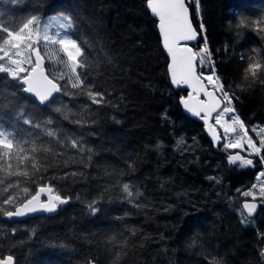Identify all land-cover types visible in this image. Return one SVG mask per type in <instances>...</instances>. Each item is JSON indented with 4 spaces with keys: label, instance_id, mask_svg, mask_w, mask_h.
<instances>
[{
    "label": "trees",
    "instance_id": "obj_1",
    "mask_svg": "<svg viewBox=\"0 0 264 264\" xmlns=\"http://www.w3.org/2000/svg\"><path fill=\"white\" fill-rule=\"evenodd\" d=\"M189 9L201 35L194 51L209 50L198 74L214 70L244 132L263 146L264 73L246 68L264 61V0H193ZM52 15L71 19L76 63L29 34L31 21ZM10 34L31 38L59 93L39 103L0 73V259L264 264V205L248 218L241 200L250 197L236 193L255 170L229 163L182 111L186 90L171 87L147 0H0V49ZM41 187L68 203L53 216L6 219Z\"/></svg>",
    "mask_w": 264,
    "mask_h": 264
},
{
    "label": "water",
    "instance_id": "obj_2",
    "mask_svg": "<svg viewBox=\"0 0 264 264\" xmlns=\"http://www.w3.org/2000/svg\"><path fill=\"white\" fill-rule=\"evenodd\" d=\"M185 4L188 7L186 0ZM147 9L150 15L157 21L161 45L169 60L168 76L171 87L174 89L180 87L187 90L186 95L182 98L187 99L190 107L206 109V111L200 112L199 115L193 114L185 108L181 103L182 98H180L179 104L181 105L184 114L199 121L203 125V131L211 142L213 149L215 151L220 150L222 137L219 130L213 125V118L223 109L224 100L221 99L215 89L209 88L197 73L198 59L194 52V47L199 43L200 34L194 26L190 9L189 19L193 29L197 32V38L192 41L181 42L190 48V50L181 53L186 61L185 70L189 74V78L185 82H180L178 80L176 75V64L173 56L169 54V49L167 47L168 39L176 30L174 20L179 11V0H147ZM33 57L35 63L33 68L26 76L18 81V85L23 87V93L25 95L38 100L40 103L49 102L54 95L59 93V86L47 75L45 62L41 54L35 53ZM198 80L200 83H197ZM205 88L207 89V92H211L213 95H207V93L203 91ZM41 97L46 98L41 99ZM225 154L228 159L234 156L249 159L244 157L240 152H226ZM61 203H68V201H64L61 197L55 195L51 188L41 187L37 190L34 196L16 207L14 211L7 213L5 217L8 220H15L40 215L53 216L56 214L58 205ZM245 203H255L257 205L256 210L252 214H249L248 210L244 208ZM261 205L262 204H258L253 200L246 199L242 201L241 208L248 218H252L256 216ZM0 261H5V264H15V259L12 256H6L5 258L0 259Z\"/></svg>",
    "mask_w": 264,
    "mask_h": 264
},
{
    "label": "rangeland",
    "instance_id": "obj_3",
    "mask_svg": "<svg viewBox=\"0 0 264 264\" xmlns=\"http://www.w3.org/2000/svg\"><path fill=\"white\" fill-rule=\"evenodd\" d=\"M188 4L191 5L192 0H188ZM31 24V29L33 32L30 30L29 34H32V37H41L39 38L41 43H52L53 45L58 44L59 46L65 48L68 53L71 52L75 54L77 51H79V55L81 54V51L70 36L72 22L69 17L64 15H52L38 19L37 21L33 20L31 21ZM9 36L11 38H8L4 44V48L0 49V69H3L0 70V73H5L12 79L18 81L27 75L29 73L28 71H30L32 66H34L33 62V64L30 65V69H28V62L33 59V54L38 52V48L33 47L31 38L27 39L25 36L14 34H10ZM19 68H23L27 72H20L17 77H12L9 70L18 71ZM201 78H203V75ZM205 82L210 88H213V86L208 84L206 80ZM215 90L225 102L223 110L213 118V124L217 126L223 140L221 146L222 151L242 152L250 158H257L262 165L261 168L264 167V159L261 160L260 158V156L262 157L263 150H261L259 155L256 153L257 148H264V129L261 127V130H258L259 134H262V137H259V140L263 141V146L260 147L255 145L249 135L244 132V129L237 120L232 107L226 103L228 97L226 96V99L223 97L224 94L222 93V89L216 88ZM236 121H238V123H236ZM240 127L242 128L243 133L240 131ZM1 143L8 144V142L2 138ZM228 145L238 146L228 147ZM261 172L262 171L257 174L254 181L256 182L254 185L257 186L256 191L253 189V193L255 194L254 196L260 194V188L264 186V177L260 176ZM245 191L246 189H244L243 193ZM249 197L254 198L253 196Z\"/></svg>",
    "mask_w": 264,
    "mask_h": 264
},
{
    "label": "snow or ice",
    "instance_id": "obj_4",
    "mask_svg": "<svg viewBox=\"0 0 264 264\" xmlns=\"http://www.w3.org/2000/svg\"><path fill=\"white\" fill-rule=\"evenodd\" d=\"M176 30L173 32V34L168 39L167 47L169 49V54L173 56V59L176 64L177 68V78L180 82H185L189 78L188 72L185 70V58L181 55L186 50H190L189 47L182 44L183 41H192L197 38V32L193 29L192 24L189 19V8L185 4V0H179V11L175 17L174 20ZM264 30V29H262ZM208 48L205 46L200 50L201 55L197 57L199 58V63L201 65L206 64L209 62L208 60ZM70 59L76 63L77 57L79 56V51H77L75 54L69 52L68 53ZM3 70V69H0ZM26 71L23 68H19L18 71L9 70L12 77H17L20 72ZM258 73H264V61H259L254 58L250 59L248 62V67L246 68V76L251 75L253 78H256ZM27 79V78H26ZM203 80L207 81L208 84H211L214 89L216 88H223V84L220 82L219 77L215 76V72L213 70L212 74L204 75L203 74ZM197 83H200L198 80ZM204 92L207 93V95L212 96L213 93L207 92V89H203ZM46 97H41V99H45ZM231 98V97H230ZM190 99V98H189ZM181 103L185 106V108L192 112L193 114L199 115L200 112L206 111L204 108L197 109L196 107H190L187 99L181 100ZM214 110V109H213ZM238 145H228V147H237ZM261 152L260 148L256 149L257 155H259ZM237 161H240L241 167L244 166H251L253 164V160L251 159H245L241 158L240 156H234L229 158V163H236ZM261 177H264V172L260 173ZM209 179H212L211 177ZM255 187V185H253ZM245 196H253V192H244ZM260 195L264 196V186L260 188ZM257 205L255 203H245L244 208L248 210L249 214H252L256 210ZM0 264H5V261H0Z\"/></svg>",
    "mask_w": 264,
    "mask_h": 264
},
{
    "label": "flooded vegetation",
    "instance_id": "obj_5",
    "mask_svg": "<svg viewBox=\"0 0 264 264\" xmlns=\"http://www.w3.org/2000/svg\"><path fill=\"white\" fill-rule=\"evenodd\" d=\"M262 154H263V152H264V148H262ZM241 154L244 156V157H247V158H249L250 159V157H248V156H246L245 154H243L242 152H241ZM261 157V156H260ZM252 160H253V164L251 165V166H244V167H241V165H240V161H238V162H236L234 165L237 167V168H240L241 169V172H243V171H245L246 172V170L244 169V168H247V167H249V169L251 168V169H253V170H255V179H256V176H257V174L260 172V171H262V172H264V168L262 167L261 168V166H260V162H259V160L257 159V158H255V157H253V158H251ZM262 159H264V156L262 155ZM237 164H239V165H237ZM238 172H239V170H238ZM255 179H254V181H255ZM254 181H252V182H250L249 184H245V185H240L242 188H244V189H246V191L245 192H253V189H254V191H256V188H257V186L256 187H253V185L256 183V182H254ZM263 181H264V179H263ZM243 182H240V184H242ZM257 184H259V183H257ZM243 196H245L244 194H243ZM246 197V196H245ZM248 198V197H247ZM245 200V199H244ZM244 200H242V201H244ZM248 200H253V201H255V202H257L258 204H262V206L264 205V196H261L260 194H258V195H256V196H254V198H248ZM242 201H241V203H242Z\"/></svg>",
    "mask_w": 264,
    "mask_h": 264
},
{
    "label": "bare ground",
    "instance_id": "obj_6",
    "mask_svg": "<svg viewBox=\"0 0 264 264\" xmlns=\"http://www.w3.org/2000/svg\"><path fill=\"white\" fill-rule=\"evenodd\" d=\"M192 1H193V0H192ZM186 2H187L188 7H190V6L192 5V4H191V5L188 4V0H186ZM253 24H254V23H253ZM252 26H253V25H252ZM159 37H160V35H159ZM200 40H201V35H200ZM200 40H199V42H200ZM253 45H254V44H253ZM224 50H225V49H224ZM225 51H227V50H225ZM218 52L220 53V51H218ZM227 52H228V51H227ZM37 53H39V52H37ZM219 53H218V55H220ZM228 53H229V52H228ZM224 54H225V52H224ZM229 54H230V53H229ZM229 54H228V55H229ZM221 55H222V54H221ZM226 55H227V54H226ZM228 55H227V56H228ZM216 56H217V55H216ZM225 58H226V57H225ZM221 59H222V58H221ZM218 60H220V58H219ZM220 61H221V60H220ZM217 62H218V61H217ZM224 62H225V61H224ZM218 63H219V62H218ZM221 64H222V63H221ZM223 64H224V63H223ZM219 67H220V66H219ZM221 71H222V70H221ZM205 83H206V82H205ZM234 86H235V85H234ZM221 89H222V93L224 94L223 97L226 99V96L228 97V95H227L226 91L224 90V88H221ZM182 97H183V96H182ZM182 97H181V98H182ZM228 99H229V98H228ZM179 100H180V99H179ZM179 105H180V104H179ZM180 107H181V105H180ZM181 109H182V108H181ZM182 111H183V110H182ZM215 116H216V115H215ZM188 117H189V116H188ZM190 118H191V117H190ZM192 119H193V118H192ZM213 125H214V124H213ZM214 126L217 128L216 125H214ZM217 129H218V128H217ZM205 135H206V134H205ZM222 141H223V140H222ZM220 149H221V147H220ZM221 150H222V149H221ZM223 152L226 153L227 151H223ZM226 156H227V155H226ZM227 158H228V157H227ZM231 164L234 165L235 163H231ZM227 176H228V175H227ZM222 178H223V177H222ZM225 178H226V177H225ZM228 178H229V176H228ZM231 179H232V178H231ZM212 180H213V179H212ZM214 180H215V178H214ZM224 180H226V179H224ZM224 180H223V181H224ZM228 180H229V179H228ZM233 180H234V179H233ZM233 180H232V181H233ZM227 182H228V181H227ZM227 182L225 181L226 185H227ZM234 183H235V182H234ZM229 184H230V183H229ZM213 186H215V185H213ZM229 186H230V185H229ZM229 186H228V187H229ZM231 186H232V185H231ZM236 186H237V184H236ZM236 186H235V187H236ZM215 187H216V186H215ZM225 188H226V187H225ZM208 189H209V188H208ZM233 189H235V188H233ZM233 189H232V190H233ZM212 190H213V189H212ZM223 190H224V189H223ZM234 191H235V190H234ZM243 191H244V188H242V187L240 186V188L237 189L236 193H238V195H239V193L243 195V194H244ZM224 192H225V190H224ZM221 193H223V192H221ZM221 193H220V195H222ZM230 193H232V192H230ZM233 193H234V192H233ZM225 194H226V193H225ZM225 194H224V196H225ZM231 195H233V194H231ZM222 196H223V195H222ZM233 196H234V195H233ZM233 196H228V195H227V197H233ZM239 196H240V195H239ZM235 197H238V196H236V194H235V196H234L233 198H235ZM223 198H224V197H223ZM242 198H243V197H242ZM242 198H240V199H242ZM236 199H237V201H238V198H235L234 201H236ZM220 200H221V198H220ZM229 200H230V199H229ZM243 200H244V199H243ZM245 200H246V198H245ZM230 201H231V200H230ZM237 201H236V202H237ZM241 201H242V200H241ZM212 202H213V201H212ZM218 202H219V201H218ZM227 202H229V201H227ZM222 203H223V201H222ZM224 203H225V202H224ZM237 203H238V202H237ZM214 204H215V203H214ZM219 204H220V203H219ZM221 205H222V204H221ZM224 205H226V204H224ZM224 205H223V206H224ZM233 205H234V204H233ZM226 206L228 207V205H226ZM231 207H232V206H231ZM236 207H237V206H236ZM222 209H223V207H222ZM236 209H238V208H236ZM221 211H223V210H221ZM226 211H227V210H226ZM224 212H225V211H224ZM239 231H240V230H239ZM7 256H10V255H7ZM5 257H6V256H5Z\"/></svg>",
    "mask_w": 264,
    "mask_h": 264
}]
</instances>
